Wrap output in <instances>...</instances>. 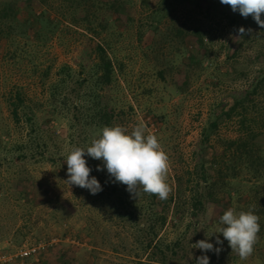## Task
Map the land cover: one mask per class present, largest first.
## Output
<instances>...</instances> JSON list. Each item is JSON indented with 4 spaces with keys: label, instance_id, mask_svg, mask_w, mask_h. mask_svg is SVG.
<instances>
[{
    "label": "trees",
    "instance_id": "16d2710c",
    "mask_svg": "<svg viewBox=\"0 0 264 264\" xmlns=\"http://www.w3.org/2000/svg\"><path fill=\"white\" fill-rule=\"evenodd\" d=\"M134 5L133 0H0V60L8 57L29 61L31 76L46 91L44 103L29 104L21 88L0 96L6 112L4 116L0 109V173L3 169L7 185L3 191L0 182V201H12L23 211L21 215L12 209L0 213V242L7 239L20 246L25 238V223L38 207L54 203L51 217L58 225L72 216L71 207L56 201L47 186L37 182L27 168L49 164L67 171L65 162L70 151L63 152L66 141L73 148H86L99 137L103 127L118 125L124 113L115 111L111 93L118 90L117 77L124 74V64L115 55L119 42L134 38L139 45L141 65L154 81L179 95L187 93L194 78L216 61L211 30L204 27L208 25L187 18L181 22L179 16L194 9L208 15L214 6L212 0H139V12ZM224 5L228 14L223 10L219 13L234 26L237 44L224 54V65L216 68L237 71L244 64L237 57L243 42L248 40L247 30L257 24L251 15H236L239 12ZM261 18L264 19L263 13ZM241 26L246 29L243 36L237 32ZM260 31L264 33V28ZM78 32L90 42L80 52L77 70L64 65L46 83L49 69L35 64V53L54 38ZM19 39H23V47L17 44ZM30 42L37 48L33 54L25 48L30 47ZM16 44L10 52V46ZM220 48L230 51L228 46ZM259 56L264 61V51L259 50L256 57ZM261 94L264 95V69H259L246 88L223 98L200 133L192 152L191 169L175 177L173 191L166 200L139 188L136 196L127 190V185L114 181L100 160L86 156L92 168L90 176L102 185V191L94 195L84 188L85 201L101 218L88 217L87 226L97 227L101 225L99 221L108 226L100 246L131 258L130 262L135 264H195L202 253L191 244L218 231L220 216L232 207L237 211L252 209L259 217L258 240L249 256L253 259V254L260 251L257 245L264 244V114H259L257 121V116L249 118V111L254 110L256 97ZM234 118H238L242 136L227 140L223 152L217 154L210 138L220 124ZM53 122L58 126L64 124L61 135L56 134ZM97 165L102 170L97 171ZM239 201L243 203L238 204ZM209 207L212 212L208 217ZM169 214L175 220L176 230L171 241L159 236ZM17 220L24 224L16 226ZM111 229L119 232L110 236ZM121 230L129 235H121ZM217 236L223 241L219 245L221 251L203 253L210 257V264H235L241 260L222 234L213 233L208 239L214 243ZM38 241L41 240L34 243ZM89 243L92 250L83 248V254H79L81 250L61 241L40 253L39 264H96L98 244L95 239ZM257 258L264 264V254Z\"/></svg>",
    "mask_w": 264,
    "mask_h": 264
},
{
    "label": "rangeland",
    "instance_id": "374dc122",
    "mask_svg": "<svg viewBox=\"0 0 264 264\" xmlns=\"http://www.w3.org/2000/svg\"><path fill=\"white\" fill-rule=\"evenodd\" d=\"M133 2L139 12V0H133ZM212 2L214 6L208 15L197 9H194L195 11L191 13L179 14L181 22L185 20L184 18H187L196 22L201 20L202 24L208 25L204 27L211 30L212 50L217 53L213 65L208 67L200 77L194 78L188 92L183 95L175 94L169 87L154 81L151 73L141 65L139 45L134 38L125 39L115 47L117 48L115 49V55L124 64L123 77H117L119 88L111 93L116 106L115 111H123L124 113L123 116H120L121 120H119L118 125L123 126L130 132L138 124H143L146 134L157 136L159 143L168 156L167 183L171 188L170 193H172L175 185V177L191 169L192 152L199 140L202 129L207 126L217 105L232 91L246 88L252 83L253 78L258 75L259 69H264L263 58L261 56L256 57L259 50L264 51V33L260 31L262 27L258 25L249 26L251 31L248 32V40L244 41L243 46L239 49L237 59L244 63L238 69L239 71H225L216 68V66L224 65V54L235 48L237 38H235L234 26L228 22L226 17L220 16L219 12L222 10L224 14H228L225 5L221 4L220 0H212ZM16 41L17 44L23 47V39ZM89 42V38L78 32L77 34H64L59 38H54L44 49L37 50L33 42H30L29 48L26 46L25 48L30 54H33L35 49L39 51L35 53L36 59L34 62L41 69H49V76L46 80V83H48L54 79L55 72L64 65L77 70V64L80 62V52L85 44ZM17 44L10 46V52ZM220 46H228L230 51L226 50L227 48L225 51L221 50ZM4 54V51H2L1 55ZM28 62L26 59L16 58L14 61L8 57L0 60V96L3 93L10 92L11 89L15 91L21 88L29 104L44 103L46 91L40 87L38 80L31 76L32 68ZM228 65L227 63L226 66ZM255 101V108L249 111V118L256 116L258 118L259 114H264V95L257 96ZM0 109H2L5 116L6 112L2 98H0ZM51 125L57 127L56 134L61 135L62 130H65L64 124L58 126L53 122ZM241 132L243 131L238 123V118L220 124L216 134L209 141L213 147L212 150L217 154L222 153L225 149V142L238 139L242 136ZM262 141L264 145V131ZM63 147L65 153L73 148L67 141ZM212 150H210L209 155H212ZM27 172L37 182L45 184L56 201L64 206L71 207L70 210H73V213L66 223L58 225L51 217L54 211V203L33 210L31 220L25 223L23 228L25 238L20 246L11 244L7 239L0 242V264H39L40 254L30 259L14 257L18 248L33 244L38 239L41 241L54 239L57 241L56 244L62 241V244H68L81 250L79 254H83V248L92 250L93 247L89 242H93L95 239L98 244L94 255L96 264H135L130 262L131 258L128 259L124 255L114 254L107 247L100 246L103 233H105L108 226L103 224L102 221H99L101 225L97 227L87 226L88 217L101 219L98 217L100 214L92 210L88 200L85 201L84 188L75 185L68 186L66 183L67 171L54 169L46 164L41 167H29ZM3 175L5 174L1 169L0 182L4 191L7 185L4 183ZM240 180L241 178L238 179V181ZM242 199H246V197H242ZM239 202L238 204L243 203L242 201ZM9 209L16 211L18 215L23 213L20 208L13 205L12 201H0L1 214ZM211 212L212 207H209L208 217ZM174 221L171 214H169L167 223L160 231L159 236L167 241L173 240L176 237V230L173 228ZM22 224L24 223L21 220H17L16 226ZM182 229L181 226L179 230L182 231ZM116 232L119 231L111 229L108 234L112 236ZM122 234L124 236L129 235L121 230ZM257 247L260 251L253 254V259L248 257L245 260H239L235 264H263L261 259L257 257L264 254V244L257 245Z\"/></svg>",
    "mask_w": 264,
    "mask_h": 264
},
{
    "label": "clouds",
    "instance_id": "9594fccd",
    "mask_svg": "<svg viewBox=\"0 0 264 264\" xmlns=\"http://www.w3.org/2000/svg\"><path fill=\"white\" fill-rule=\"evenodd\" d=\"M230 6L233 12L242 17L251 15L255 23L264 28V0H220ZM247 31H251L248 29ZM239 35L246 33L244 27L237 29ZM100 160L103 169L114 181L127 185V190L138 195L139 188L145 193L155 194L160 200H166L171 191L167 183L169 168L168 156L155 134H146L143 124H138L130 132L121 125L105 126L100 135L86 148L74 147L66 158L68 178L66 183L87 189L90 194L102 191V185L95 176H90L92 168L85 157ZM100 171L101 165L96 166ZM259 217L254 210L237 211L229 207L219 218L218 231L197 240L192 248L199 249L202 255L196 257L195 264H210L205 252L218 254L223 241L217 236L214 243L209 241L213 233L222 234L229 246L241 260L247 259L253 252L260 230ZM215 244V246H214Z\"/></svg>",
    "mask_w": 264,
    "mask_h": 264
},
{
    "label": "built area",
    "instance_id": "2783aa9c",
    "mask_svg": "<svg viewBox=\"0 0 264 264\" xmlns=\"http://www.w3.org/2000/svg\"><path fill=\"white\" fill-rule=\"evenodd\" d=\"M56 243L57 241L50 239L48 241H38L33 244L23 245L18 248L14 257L19 259L31 258L44 252L48 247L55 245Z\"/></svg>",
    "mask_w": 264,
    "mask_h": 264
}]
</instances>
